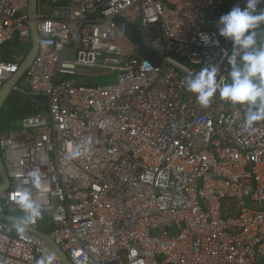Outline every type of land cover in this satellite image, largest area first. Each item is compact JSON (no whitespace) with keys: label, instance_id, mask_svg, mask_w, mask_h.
I'll return each instance as SVG.
<instances>
[{"label":"built area","instance_id":"obj_1","mask_svg":"<svg viewBox=\"0 0 264 264\" xmlns=\"http://www.w3.org/2000/svg\"><path fill=\"white\" fill-rule=\"evenodd\" d=\"M237 4L244 0H39L40 49L25 75L37 113L0 128L10 180L0 215L41 232L48 223L73 264H264V121L245 130V107L217 93L202 108L183 83L210 63L227 75L232 44L217 21ZM28 7L0 0V49L15 34L32 45ZM118 18L139 28L155 63ZM201 33L219 43L204 45ZM25 57L0 59V92ZM112 75L115 84L95 81ZM25 188L39 217L17 202ZM50 255L63 264L0 221V264Z\"/></svg>","mask_w":264,"mask_h":264},{"label":"clouds","instance_id":"obj_2","mask_svg":"<svg viewBox=\"0 0 264 264\" xmlns=\"http://www.w3.org/2000/svg\"><path fill=\"white\" fill-rule=\"evenodd\" d=\"M262 29L264 0H244L243 7L239 4L233 6L217 21L218 35L232 44L231 54L227 57V75H220L218 65L210 63L198 72L189 73L183 81L186 91L195 96L202 108L207 107L217 93L230 105L245 107V130L252 129L256 122L264 121V43L257 40ZM200 40L206 46L219 43L206 33L200 34ZM81 147L83 145L75 146L70 158L79 156ZM29 177L31 185L38 188L40 170L33 169ZM17 202L30 216L41 215L40 206L32 200L31 190L23 189L18 194ZM23 223L21 221V226ZM52 260L51 255L42 257L38 264H51Z\"/></svg>","mask_w":264,"mask_h":264},{"label":"water","instance_id":"obj_3","mask_svg":"<svg viewBox=\"0 0 264 264\" xmlns=\"http://www.w3.org/2000/svg\"><path fill=\"white\" fill-rule=\"evenodd\" d=\"M38 6L39 0H29L28 7V16L30 20V29L32 32V45L31 49L24 58L18 72L4 84L0 92V115L4 111L7 102L11 98V95L15 92L16 87L19 82H21L24 78L35 59L38 56L40 49V33L38 28ZM117 23L120 25L123 32L131 38L132 43L138 48V55L145 59L150 63L156 62V57L151 54L143 45L140 36H139V28L136 26H131L127 21L118 18ZM261 35H264V29L261 30ZM156 66H159V63H156ZM0 177L2 179V186H0V195L5 194L10 189V180L7 175V171L2 161V157L0 154ZM0 221L9 223L14 225L16 228L26 231L30 235L37 237L42 241V243L49 249V251L55 255L63 264H73L69 259L68 255L61 249V247L52 239L50 235H47L41 231L34 230L27 223H23L21 226V219L2 214L0 215ZM21 226V227H18Z\"/></svg>","mask_w":264,"mask_h":264},{"label":"trees","instance_id":"obj_4","mask_svg":"<svg viewBox=\"0 0 264 264\" xmlns=\"http://www.w3.org/2000/svg\"><path fill=\"white\" fill-rule=\"evenodd\" d=\"M226 13L227 12H225L224 14ZM2 57H4V60L7 62L14 61L7 58V55L2 54ZM19 86L25 89L26 92L15 91L11 95V98L7 102L4 111L0 115V128L3 130L10 129L13 124L18 123L19 120L23 118L25 115H31L37 113V110L30 102L31 96L28 93L29 88L25 83V78L21 82H19ZM48 221H50V218H48L47 222ZM47 226L48 223L46 225V228L43 230V233L49 235L51 231L50 228Z\"/></svg>","mask_w":264,"mask_h":264},{"label":"rangeland","instance_id":"obj_5","mask_svg":"<svg viewBox=\"0 0 264 264\" xmlns=\"http://www.w3.org/2000/svg\"><path fill=\"white\" fill-rule=\"evenodd\" d=\"M258 43H264V35L257 37ZM31 45L29 40L22 39L19 35L15 34L13 37V40L11 43L3 47V49H0V51H3V55H7V58L10 60H15L16 58H21L22 56H25L30 51ZM1 54V55H2ZM74 53L73 52H67L65 55L66 59L74 60ZM4 60V57L1 58ZM77 77H73L71 79H76ZM99 84H115L118 82V77L115 75L112 76H101L100 79L95 80ZM1 198V197H0Z\"/></svg>","mask_w":264,"mask_h":264},{"label":"crops","instance_id":"obj_6","mask_svg":"<svg viewBox=\"0 0 264 264\" xmlns=\"http://www.w3.org/2000/svg\"><path fill=\"white\" fill-rule=\"evenodd\" d=\"M2 58V55H0V59Z\"/></svg>","mask_w":264,"mask_h":264}]
</instances>
